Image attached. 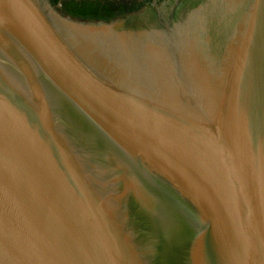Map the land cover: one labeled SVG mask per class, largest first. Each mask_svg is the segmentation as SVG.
<instances>
[{"label": "water", "instance_id": "1", "mask_svg": "<svg viewBox=\"0 0 264 264\" xmlns=\"http://www.w3.org/2000/svg\"><path fill=\"white\" fill-rule=\"evenodd\" d=\"M0 264H264V0H0Z\"/></svg>", "mask_w": 264, "mask_h": 264}, {"label": "bare ground", "instance_id": "2", "mask_svg": "<svg viewBox=\"0 0 264 264\" xmlns=\"http://www.w3.org/2000/svg\"><path fill=\"white\" fill-rule=\"evenodd\" d=\"M225 2V0H224ZM197 16V15H196ZM199 17V16H197ZM197 22L200 21L199 18L196 19ZM186 47V46H184ZM182 47V48H184ZM168 48L158 47L156 49L152 47H148L146 49V58L143 63V77L148 85H154L159 89H164L174 83L176 71L169 68L168 63H173L175 56L181 57L177 60L181 62V74H185L187 72V62L188 57H186L185 53L181 52L180 49L176 48L170 50L171 53L168 54L169 59H165L164 55L168 52ZM132 57L130 59V71L132 74H137L141 69L136 67L135 64L138 62L137 58L130 54ZM165 61V62H164Z\"/></svg>", "mask_w": 264, "mask_h": 264}, {"label": "trees", "instance_id": "3", "mask_svg": "<svg viewBox=\"0 0 264 264\" xmlns=\"http://www.w3.org/2000/svg\"><path fill=\"white\" fill-rule=\"evenodd\" d=\"M61 4V10L74 18L93 21H111L122 18L127 13L139 10L141 6L117 4L112 0H51Z\"/></svg>", "mask_w": 264, "mask_h": 264}, {"label": "flooded vegetation", "instance_id": "4", "mask_svg": "<svg viewBox=\"0 0 264 264\" xmlns=\"http://www.w3.org/2000/svg\"><path fill=\"white\" fill-rule=\"evenodd\" d=\"M112 1L117 3V4H124V5L128 4L129 6H132L133 4H135V6H141L139 8V9H141L142 7H144L147 4L151 3L153 0H112ZM127 14H129V13H127Z\"/></svg>", "mask_w": 264, "mask_h": 264}]
</instances>
